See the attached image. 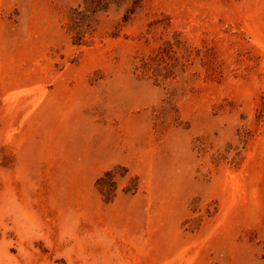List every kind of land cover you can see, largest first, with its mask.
<instances>
[{
	"label": "rangeland",
	"instance_id": "1",
	"mask_svg": "<svg viewBox=\"0 0 264 264\" xmlns=\"http://www.w3.org/2000/svg\"><path fill=\"white\" fill-rule=\"evenodd\" d=\"M132 5L0 0V264H264V0Z\"/></svg>",
	"mask_w": 264,
	"mask_h": 264
},
{
	"label": "trees",
	"instance_id": "2",
	"mask_svg": "<svg viewBox=\"0 0 264 264\" xmlns=\"http://www.w3.org/2000/svg\"><path fill=\"white\" fill-rule=\"evenodd\" d=\"M143 1L144 0H132V8L128 9L127 14L124 16L125 21L129 18L130 14L135 13L137 8L141 7ZM120 2L121 0H83V10H81L80 7L73 9L70 15L69 31L75 33L73 37L74 44H81L83 42L87 31L91 28L93 15L100 11L106 12L111 4H118ZM114 178L113 172L109 171L97 182L100 192L106 196L108 200L114 196L116 190Z\"/></svg>",
	"mask_w": 264,
	"mask_h": 264
}]
</instances>
